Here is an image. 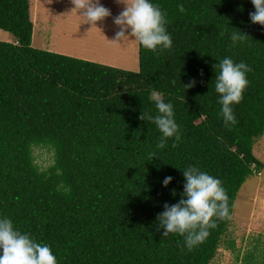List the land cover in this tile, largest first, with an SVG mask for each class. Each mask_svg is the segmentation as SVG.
Listing matches in <instances>:
<instances>
[{"label": "trees", "instance_id": "1", "mask_svg": "<svg viewBox=\"0 0 264 264\" xmlns=\"http://www.w3.org/2000/svg\"><path fill=\"white\" fill-rule=\"evenodd\" d=\"M149 2L166 14L172 48L156 55L138 45L139 70L130 72L33 48L29 0H0V30L14 38L0 41V218L48 245L57 264H210L231 219L191 251L158 231L164 205L182 198V171L219 179L230 216L246 179L264 171L253 154L264 135V27L250 20L251 0ZM237 29L249 38L232 46ZM225 57L252 69L227 126L214 66ZM154 91L173 106L175 148L169 140L158 149V129L139 119L157 114ZM36 147L52 151L45 169ZM226 245L235 252L234 241ZM260 257L246 253L240 264H264V250Z\"/></svg>", "mask_w": 264, "mask_h": 264}, {"label": "clouds", "instance_id": "2", "mask_svg": "<svg viewBox=\"0 0 264 264\" xmlns=\"http://www.w3.org/2000/svg\"><path fill=\"white\" fill-rule=\"evenodd\" d=\"M115 2L123 7L113 19L118 31L110 42L132 41L156 55L172 48V39L166 29V14L159 5H153L149 0ZM71 3L74 5L72 12L79 13L83 23L102 32L97 25L110 17L111 12L100 4V0H71ZM251 4L254 7V12L249 14L251 22L264 27V0H251ZM178 10L183 13L184 5H178ZM248 38L240 30L234 31L230 37L232 46ZM214 66L219 69L215 75V91L219 95L220 114L226 126L235 125L237 121L233 106L242 102L248 87L246 74L252 69L246 63H235L229 57ZM194 84L195 81H192L184 87L191 88ZM150 99L155 104L157 114L153 116L141 112L139 119L151 121L158 129V149L165 148L169 140H174L173 148L177 147L181 136L172 104L165 103L156 91L152 92ZM150 155L155 156V153ZM182 172L185 180L182 198L176 204L164 205V211L157 216L158 231L163 230L162 238L169 234L183 237L186 248L191 251L205 241L210 230L217 227V221L231 219L229 198L219 179L193 166ZM171 182L172 177H166L163 186L166 188ZM0 264H57V260L48 245L38 243L28 234L15 230L12 220L5 217L0 218Z\"/></svg>", "mask_w": 264, "mask_h": 264}, {"label": "rangeland", "instance_id": "3", "mask_svg": "<svg viewBox=\"0 0 264 264\" xmlns=\"http://www.w3.org/2000/svg\"><path fill=\"white\" fill-rule=\"evenodd\" d=\"M111 16L97 25L102 32L83 23L72 12L71 0H29L33 24L32 47L82 59L120 70L138 72V45L132 41L110 42L118 31L113 19L122 11L115 0H100ZM11 34L0 30V41L13 42ZM35 163L45 169L53 162L52 151L36 147ZM254 156L264 165V135L253 145ZM234 241L235 252L227 242ZM264 250V171L246 179L237 193L231 222L215 258L210 264H240L246 253L261 259ZM238 257V260H237Z\"/></svg>", "mask_w": 264, "mask_h": 264}]
</instances>
